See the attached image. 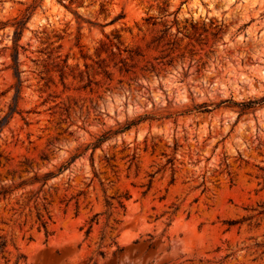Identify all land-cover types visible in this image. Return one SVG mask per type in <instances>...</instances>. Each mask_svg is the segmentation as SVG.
I'll return each instance as SVG.
<instances>
[{"label":"rangeland","instance_id":"obj_1","mask_svg":"<svg viewBox=\"0 0 264 264\" xmlns=\"http://www.w3.org/2000/svg\"><path fill=\"white\" fill-rule=\"evenodd\" d=\"M263 96L264 0H0V264H264Z\"/></svg>","mask_w":264,"mask_h":264},{"label":"trees","instance_id":"obj_2","mask_svg":"<svg viewBox=\"0 0 264 264\" xmlns=\"http://www.w3.org/2000/svg\"><path fill=\"white\" fill-rule=\"evenodd\" d=\"M57 1H59L60 3H64L65 1H68L69 4H78V5H81L84 0H57ZM28 20H29V16H27L26 14H23L21 17L15 19V22H14V26H15L14 38L16 40H19L21 38L22 33H23V30L25 29ZM16 64H17V62H16V60H14L15 74L17 75L18 74V69H17ZM63 64L66 67L65 64H67V59H65L63 61ZM18 95H19V88L17 86V88H16V96H18ZM224 103H230V104L232 103L233 106H236V107H239L240 108L241 113H245L247 111L254 110L257 107L263 106L264 105V96L261 97V98H258V99H250L248 101H242V102H232L230 100H225V101L221 102V104H224ZM194 109L195 110H200L201 109L200 111H203V112L209 111V107L206 104L198 105ZM13 112H15V110H12V113ZM188 112H190V111H188ZM188 112H185V113H188ZM147 118H148V115H146L145 117H139L136 120H132L130 122H127L117 132H125L127 130H130L133 126L139 124L140 122H142L143 120H145ZM2 122H3V120L0 121V127H1ZM108 137H109V133H105L99 139H97V141L93 144L94 150L97 147H99ZM88 148L89 147H87L86 150ZM63 168H64V166L62 168H60L59 171L61 172L63 170ZM46 176H50V175H46ZM45 177H43V178H45ZM39 179L40 178L38 176H35L32 179V183L38 182ZM25 184H26V182H22L19 186H23ZM11 191H12V188L10 186L9 187H1L0 194H7V193H9ZM126 197H127V195H126ZM239 222L240 221H228L227 224L234 225V224H237ZM2 246H3V244H2Z\"/></svg>","mask_w":264,"mask_h":264}]
</instances>
